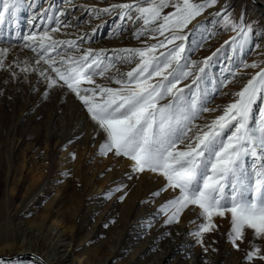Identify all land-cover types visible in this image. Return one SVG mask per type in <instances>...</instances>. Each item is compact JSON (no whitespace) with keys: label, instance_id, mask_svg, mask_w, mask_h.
<instances>
[{"label":"rangeland","instance_id":"rangeland-1","mask_svg":"<svg viewBox=\"0 0 264 264\" xmlns=\"http://www.w3.org/2000/svg\"><path fill=\"white\" fill-rule=\"evenodd\" d=\"M131 2L23 0L18 26L6 22L0 29V50L7 49L0 53L3 264H46L43 259L46 261L47 257L55 258L51 264H186L196 258L206 264H223L232 259L238 264H264L257 256L246 259L254 248L264 255V237L245 229L244 239L237 241L238 247L230 241V213L213 216L216 227L200 235L199 226L207 220L196 205H189L177 219L165 223L171 211H161V205L178 196L179 190L166 188V180L159 172L133 171L132 161L126 156L102 154L100 145L106 134L76 93L52 72L53 66L62 67L61 57L66 66L68 57H80L92 50L100 67L95 74L89 73L93 84H80V95L86 94L84 88L96 85L117 89L121 84L116 81L126 80V73L140 61L138 54L130 56L121 50L156 44L153 54L159 56L171 48L165 40L170 33L161 36L153 31L156 24L144 25L134 10L129 13L130 18H121L120 9L96 13L112 4ZM252 2L217 0L181 30L185 40L174 42L184 44L182 63L193 71L178 87L190 85L204 58L212 56L199 84L185 92L189 101L192 92L197 95L198 110L191 119L189 135H195L222 115L225 106L236 99L235 93L264 68V13L250 8ZM171 11L169 6L163 14ZM225 15L237 23L243 17V24L252 27L243 46L239 40L230 41L236 31L225 24ZM44 32L65 43L57 44L41 59L45 53L33 41L26 42L24 36L35 33L38 39ZM161 41L165 47H159ZM26 43L32 47H26ZM45 60L57 63L52 65ZM50 76L57 81L51 87ZM158 79L153 77V83ZM100 96L97 93L95 99ZM170 100V96H165L159 103ZM261 107L264 93L253 108L250 123L254 124ZM228 134L226 129L225 137ZM184 146L178 145L180 149ZM157 192L159 195H154ZM22 248L32 249L35 255L12 258L29 254L23 253ZM171 248L172 255L163 261Z\"/></svg>","mask_w":264,"mask_h":264},{"label":"snow or ice","instance_id":"snow-or-ice-1","mask_svg":"<svg viewBox=\"0 0 264 264\" xmlns=\"http://www.w3.org/2000/svg\"><path fill=\"white\" fill-rule=\"evenodd\" d=\"M216 2L132 0L131 3L112 4L96 10L100 15L120 9L118 15L121 18L129 16L134 10L136 18L142 19L144 25L156 24L153 31L161 36L165 32L170 33L165 40L172 47L159 56L153 54L158 47L156 44L121 50L130 56L138 54L140 61L126 73V80L116 81L121 84L120 88L96 85L84 88L86 94L80 95V84L84 81L93 84L89 73L95 74L100 67V61L94 58L96 54L92 50L80 57H68L66 66L65 58L61 57L59 63L62 67L53 66L51 70L59 81L76 93L92 120L106 134L105 142L100 145L102 154L114 152L117 156H126L132 161L133 171L159 172L166 180V188L179 190L178 196L161 205V211H171L165 223L177 219L189 205H196L201 210V216L207 220V223L199 226L197 235H200L216 227L212 223L213 216L223 217L230 213L231 230L228 235L233 245L238 247L237 241L244 239L245 229L252 230L257 237H264V107L259 109L254 124L250 123L253 108L260 94L264 93V68L235 93L236 99L225 106L222 115L198 129L195 135H189L192 131L191 119L198 110L197 95L192 92L189 101L185 92L199 84L201 74L206 71L212 56L204 58L203 66L195 73L190 85L178 87L182 79L193 75V71L187 70V63H182L186 51L184 44L174 43L185 40L187 37L180 34L181 30ZM169 6L173 11L163 14V9ZM22 7L23 0H0V29L6 22L9 26H18ZM224 22L236 31L230 41L239 40L243 46L253 31L252 27L243 24V17L237 23L225 15ZM24 40L38 44L45 53L41 59H45L48 50L65 43L53 40L47 32L38 39L35 33L26 35ZM25 46L32 47V44L26 43ZM159 47H165V42L161 41ZM6 52L7 49L0 50V53ZM45 62L52 65L57 63L55 60ZM251 66L256 67L255 64ZM153 77L159 79L153 83ZM48 79L49 87L57 82L51 76ZM97 93L101 94L99 100L95 99ZM165 96H170L171 100L167 104H160L159 101ZM226 129L230 134L225 137ZM180 144L185 145L183 149L178 147ZM154 195H159V192ZM254 256L264 260L259 248L250 251L246 259L252 260ZM0 264H3L2 258Z\"/></svg>","mask_w":264,"mask_h":264},{"label":"bare ground","instance_id":"bare-ground-1","mask_svg":"<svg viewBox=\"0 0 264 264\" xmlns=\"http://www.w3.org/2000/svg\"><path fill=\"white\" fill-rule=\"evenodd\" d=\"M253 2H254V4H253ZM251 4H250V8H252V9H254L255 11H259V12H263L264 13V11L262 10V7H264V1H262V0H255V1H253ZM151 243V242H150ZM146 245H144V247H145ZM144 247H142V248H144ZM21 251L23 252V253H29V254H18V255H14V256H12V258H17V260H18V258H23L24 257V255H28V256H30V255H35L34 253H33V250L32 249H29V248H22L21 249ZM171 252H173V248H171V250L168 252V253H166L165 254V256H164V259H163V261L166 259V258H169L170 257V255H172V253ZM21 255H23V257H20ZM37 256V255H36ZM26 257V256H25ZM40 257V256H39ZM55 258L54 257H51V258H49V257H47L46 258V261H45V259H43V261L46 263V264H51L52 263V261L54 260ZM197 259V258H196ZM196 259H194L192 262H188V263H186V264H204L205 262H203V260L202 261H199V260H196ZM39 260V259H38ZM217 260V259H216ZM177 262V261H176ZM238 262V261H237ZM236 262V260L234 259H232V260H228V261H225L223 264H238ZM180 263V262H179ZM178 262H177V264H179ZM210 263V262H209ZM159 264H161V263H159ZM206 264V263H205ZM208 264V263H207Z\"/></svg>","mask_w":264,"mask_h":264},{"label":"water","instance_id":"water-1","mask_svg":"<svg viewBox=\"0 0 264 264\" xmlns=\"http://www.w3.org/2000/svg\"><path fill=\"white\" fill-rule=\"evenodd\" d=\"M253 1H255V0H253Z\"/></svg>","mask_w":264,"mask_h":264}]
</instances>
